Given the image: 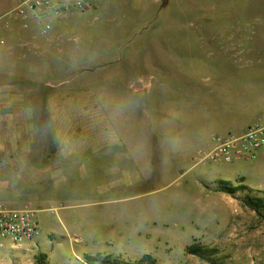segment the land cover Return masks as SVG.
I'll return each instance as SVG.
<instances>
[{
  "label": "rangeland",
  "instance_id": "obj_1",
  "mask_svg": "<svg viewBox=\"0 0 264 264\" xmlns=\"http://www.w3.org/2000/svg\"><path fill=\"white\" fill-rule=\"evenodd\" d=\"M24 1L0 0V33L29 37L14 12ZM107 2L76 25L34 33L55 42H25L0 56V155L30 156V169L16 165L22 178L34 175L32 192L20 193L15 209L27 203L41 228L25 247L3 242L0 264H88L86 255L96 264H134L145 254L158 264H212L187 253L195 243L215 249L214 264H264V208L258 214L242 199L264 204V148L222 176L249 188L235 195L216 191L213 173L202 178L204 190L175 192L153 181L155 166L147 181L129 157V136L141 134L140 125L131 133L130 111L144 97L143 58L159 55L151 42H192L199 54L215 55L223 42H246L262 60L264 0Z\"/></svg>",
  "mask_w": 264,
  "mask_h": 264
},
{
  "label": "crops",
  "instance_id": "obj_2",
  "mask_svg": "<svg viewBox=\"0 0 264 264\" xmlns=\"http://www.w3.org/2000/svg\"><path fill=\"white\" fill-rule=\"evenodd\" d=\"M107 1L97 0L92 9H103ZM90 10L69 12L60 17H30L26 22L20 18L29 37L15 38L3 31L0 56H6L9 47L25 42L34 47L37 42H55L54 38H39L42 33H38V29L42 30L43 24L53 23L59 31L69 20L76 25V19ZM7 22V19L2 21ZM156 43L159 52L156 61L151 56L143 58L146 70L141 86L143 100L131 105V133L136 125L141 126L139 138L129 136L131 166L147 181H150V168L155 166L153 181L176 185L175 192L204 190L203 177L213 173L219 181H225L222 176L229 175L244 161L215 164L205 160L204 155L215 147L214 138L242 135L256 122L264 125V59L257 60L256 48L246 42H223L217 55L211 54L213 52L199 54L190 48L192 42H151V45ZM259 46L264 53V42ZM22 57L32 58L31 55ZM29 157L0 155V204L19 208L23 206L18 202L20 193L26 190L31 194L29 182L33 174L29 172L22 178L19 171L23 168L16 165L23 160L20 163L30 169L34 164L26 161ZM198 168L197 176L178 181ZM45 178L46 185V175ZM211 178L210 183L217 182L215 177ZM25 182L28 183L26 188ZM184 183L187 187H182ZM24 205L28 207L27 203ZM188 206L194 215H203L197 205Z\"/></svg>",
  "mask_w": 264,
  "mask_h": 264
},
{
  "label": "built area",
  "instance_id": "obj_3",
  "mask_svg": "<svg viewBox=\"0 0 264 264\" xmlns=\"http://www.w3.org/2000/svg\"><path fill=\"white\" fill-rule=\"evenodd\" d=\"M97 0H25L15 10L17 17L26 22L30 17H60L69 12H83L93 8ZM50 24L41 30L47 34ZM4 41L0 39V48ZM215 147L204 159L213 163L231 164L239 160H253L264 148V125L256 122L249 126L242 135L217 136ZM41 234V228L35 212L26 207L13 209L0 204V248L3 242L10 243L12 248H22L34 242Z\"/></svg>",
  "mask_w": 264,
  "mask_h": 264
},
{
  "label": "trees",
  "instance_id": "obj_4",
  "mask_svg": "<svg viewBox=\"0 0 264 264\" xmlns=\"http://www.w3.org/2000/svg\"><path fill=\"white\" fill-rule=\"evenodd\" d=\"M169 3V0H161V5L162 8L166 7ZM249 188H247V186L245 185H239V186H230V184H228L225 181H218L217 182V188L216 191L218 192H223V193H227L229 195H235L237 192L239 191H245ZM243 202L245 205H247L249 208H251L252 210H254L256 213H260V208H264V204H260L263 203L260 200V203L258 201V199L254 200V198L252 197H244L242 198ZM186 251L188 254L190 255H194L199 257L201 260L209 262L214 264L212 257L214 256L215 253V249H210L207 248L203 245H200L198 243H195L193 245H190L186 248ZM85 259L87 260L88 264H96L99 261L98 257H94V256H88L86 255ZM111 264H122V263H127V262H123L121 260H118L117 263H112ZM129 264V263H127ZM134 264H158L157 259L151 255V254H145L142 256V258L134 263Z\"/></svg>",
  "mask_w": 264,
  "mask_h": 264
}]
</instances>
